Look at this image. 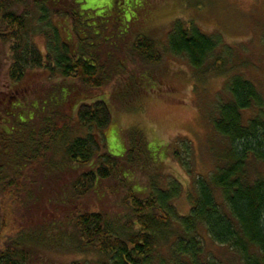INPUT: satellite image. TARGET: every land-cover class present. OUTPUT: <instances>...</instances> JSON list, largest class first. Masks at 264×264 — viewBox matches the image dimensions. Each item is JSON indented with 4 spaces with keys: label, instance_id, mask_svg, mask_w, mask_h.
<instances>
[{
    "label": "trees",
    "instance_id": "1",
    "mask_svg": "<svg viewBox=\"0 0 264 264\" xmlns=\"http://www.w3.org/2000/svg\"><path fill=\"white\" fill-rule=\"evenodd\" d=\"M83 5V0H0V42L8 47L10 92L34 72L60 82L25 111L27 93L17 90L7 98V109H0V194L9 193L28 209L48 193L47 201L64 208L63 219L18 231L0 248V264H28L33 251L48 248L95 253L98 258L91 264H227L205 255L200 227L240 264H264L263 95L242 76L229 77L228 98L219 102L212 120L225 148L216 155L213 173L196 178L190 210L180 215L173 203L181 193L179 183L169 181L162 188L151 177L141 189L130 181L128 172L143 170L157 154L140 131L129 133L121 157L108 152L105 130L111 116L107 95L99 93L114 77L107 60L128 31L126 0H113L101 16ZM37 38L43 39V50ZM133 44L134 57L159 62L155 42L140 36ZM166 47L183 56L196 75L227 74L223 68L231 49L192 21L173 20ZM246 112L251 114L244 120ZM31 168L35 173L29 175ZM116 177L126 187L123 212L113 217L77 206Z\"/></svg>",
    "mask_w": 264,
    "mask_h": 264
},
{
    "label": "rangeland",
    "instance_id": "2",
    "mask_svg": "<svg viewBox=\"0 0 264 264\" xmlns=\"http://www.w3.org/2000/svg\"><path fill=\"white\" fill-rule=\"evenodd\" d=\"M83 1L82 9L94 10L97 16L113 4V0ZM124 18L130 21L128 31L119 43L115 40L117 45L112 50V58L107 60L116 72L99 93L107 95L104 101L111 116L110 126L105 130L108 152L121 157L129 143V133L140 131L150 142V151L154 149L157 154L143 170H127L130 181L141 189L147 188L151 177L158 179L162 188L167 187L169 181L179 183L181 193L173 203L177 212L186 216L190 210L189 196L195 195L196 178H206L213 173L218 163L216 155L226 145L215 132L212 120L217 116L219 102L228 98L225 87L229 77L242 76L264 97V0H136L133 5L132 0H126ZM177 18L192 21L205 35L220 36L231 49L223 68L227 74L196 75L183 56L172 55L167 50L169 25ZM140 36L155 42L161 55L158 63L144 62L132 55L134 40ZM36 42L43 50V39L37 38ZM217 53L222 54V50ZM8 57L7 45L0 42L1 110L7 109L11 100L7 98L12 91L27 93L25 111L29 104L46 98L54 85L60 83L57 79L49 81L45 73L34 72L10 92ZM249 114L243 113L244 120ZM74 122L73 119L70 126H74ZM31 172L35 173V169H29L27 174ZM72 177L73 173L63 177L57 188ZM125 190L118 177L112 178L98 189L97 195H87L77 206L115 217L124 210L121 205ZM8 195L0 194V248L25 226L41 227L51 219L64 218V208L47 201L48 193L44 194L46 199L41 195L42 201L28 209ZM199 234L206 256L227 264H240L229 248L213 243L203 227L199 228ZM76 252L54 248L33 251L28 264H91L98 258L95 253Z\"/></svg>",
    "mask_w": 264,
    "mask_h": 264
}]
</instances>
